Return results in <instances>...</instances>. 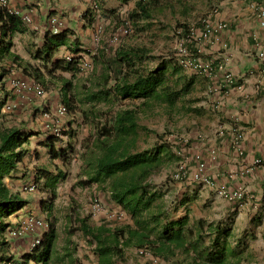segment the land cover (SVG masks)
<instances>
[{"label": "rangeland", "instance_id": "rangeland-1", "mask_svg": "<svg viewBox=\"0 0 264 264\" xmlns=\"http://www.w3.org/2000/svg\"><path fill=\"white\" fill-rule=\"evenodd\" d=\"M253 1L258 0H170L157 6L152 18L133 21L130 13L134 9V1L124 3L120 0H90L92 8L82 12L83 17L88 18L86 26L90 30L87 34L89 41L85 40L84 50L74 55L79 57L81 63L79 71L75 74L57 71L55 75H51L43 63L38 61L31 64L32 67L41 68L45 82L30 78L23 72L24 67L32 71L31 66H28V59L32 55L28 53L26 46L24 56L27 63L20 68L13 66L10 82L6 81L8 78L5 80L9 97L5 99L1 109L0 125L15 126L26 133H30L32 129L40 131L44 122L43 112H53V106L66 104L65 79L73 84V89L66 91L73 109H68L67 114L60 118L64 144L58 140V146L60 148L63 145L61 148H66L72 145L75 151L69 153L68 163L60 159L53 160L49 150L38 153L41 166L35 176L39 170L62 173L64 176L57 180L55 196L50 189H44V177L39 182L36 193L30 194V200H34V204L29 212L47 220L48 233H55V252L50 264H97L95 244L82 230L84 224L91 227L103 224L117 227L134 223L131 215L112 200L106 183H87L93 152H101L96 147L101 126L120 108L139 105L143 101L120 100L111 89L115 81L112 72L109 74V82L104 83L106 62L122 47L143 49L145 57L136 63V67L141 70L152 69L160 61H170L173 57L182 66V71L170 75L171 80L179 75H183L184 80L195 76L192 91L183 96L172 109L167 111L164 108L166 103L165 106L152 104L153 106L145 107L139 114V122L145 128L139 131L137 149H150L166 140L177 156L175 160H168L165 166L156 170L148 179L151 188L160 195L156 203H161L173 219L188 214L189 225L192 227L200 218L205 221L213 219L219 224L223 222V226L232 228L229 241L238 253V256L230 253V259L239 260L241 264H264V221L257 224L246 216V222L239 225L236 223V214L221 215L212 208V204L207 205L200 197L194 198V194L190 195L196 188L192 191L190 184L186 183L193 170L189 168L188 158L194 136L208 139L219 125V94L214 75L186 67L181 61L191 58L204 64L210 63L207 62L209 58L202 48L204 42L198 36L202 29L201 20L215 14L216 10L217 13L221 12L232 3L248 6ZM63 11L68 13L67 10ZM184 26L190 31L184 30ZM127 27L131 28L129 33L125 32ZM192 32L194 38L187 36L189 33L192 35ZM13 80L40 83L45 95L39 96L33 90H14ZM0 98L3 99V95ZM196 155L202 156L198 151L193 156L196 158ZM181 166L185 173L181 178H176ZM191 198L193 199L190 201ZM187 201L190 203L186 205ZM29 212L24 208L20 215L24 217ZM214 235L215 233L212 237ZM31 241V237L9 241L11 246L4 251L0 250V264H7L9 261V264L22 263L21 256L29 250ZM209 241L210 237H206L205 243L208 244ZM140 249L135 246L126 248L124 255L115 264H191L190 256L181 250H177L173 257L163 258L154 256L150 251L141 253ZM3 252L10 260H2Z\"/></svg>", "mask_w": 264, "mask_h": 264}, {"label": "trees", "instance_id": "trees-1", "mask_svg": "<svg viewBox=\"0 0 264 264\" xmlns=\"http://www.w3.org/2000/svg\"><path fill=\"white\" fill-rule=\"evenodd\" d=\"M120 1L124 3L134 1L135 6L130 16L136 21L152 18L154 9L170 0ZM183 28L187 32L190 31L185 26ZM25 30L20 15L12 13L7 7H0V96L3 95V99L0 98V114L5 99L9 97L5 80L12 73V63L21 59L12 51L13 38L16 33H23ZM70 33L69 29H62L57 34L47 31L43 48L36 51V58L44 61V66L51 75H55L57 71L72 74L79 71V57L73 56L71 60L65 58L52 60L54 52L63 45L70 46L74 55L83 51L75 41L70 45ZM187 36H190V33ZM143 52V49L122 47L117 49L115 56L106 62L107 73L104 83L109 82L111 79L109 74L112 72L115 81L111 89L115 95L120 100L142 99L143 101L139 105L122 107L110 115L99 129L96 147H99L101 152L94 151L89 162L91 169L88 171L87 183H106L110 188L112 200L127 211L134 221L132 225L117 227H109L105 224L98 227L86 224L82 226V230L95 244L97 264H115L117 259L124 255L125 249L131 246L145 249L154 256L163 258L173 257L177 250H181L188 257L190 256L191 264H241V261H233L229 256L230 253L238 256L229 241L232 236L230 226H223L222 223L208 224L200 218L192 227L189 225L188 214L173 219L161 203H156L160 195L151 188L148 179L156 170L165 166L168 160H175L177 156L172 150V145L166 140L150 149H137L139 131L145 128L139 122V114L145 107L153 106L152 104L165 106L166 103L164 108L167 111L172 109L183 96L192 91L195 76L184 80V76L179 75L171 80L170 75L182 71V66L173 57L170 61H160L152 69L141 70L136 67V63L137 60L145 57ZM31 68L32 71L24 67L23 72L30 78L45 82L41 68ZM71 89L73 84L65 79V99L70 110L73 107L66 91ZM29 136V133L18 127L0 125V250L2 251L9 246L5 235L10 226L9 216L27 204L20 193H14L8 188L4 177L22 162L26 153L24 145L28 142ZM57 141L56 136L48 138L51 157L68 163L69 153L75 149L72 145L57 148L55 145ZM63 176L62 173L55 174L48 170H39L37 175L46 179L44 189H50L53 196H55L57 180ZM206 237H210L208 244L205 243ZM54 239L55 233L47 231L39 245L21 256L22 263L50 264L55 252ZM239 243L238 241L237 244ZM2 254L3 261L10 260V257H5L4 252Z\"/></svg>", "mask_w": 264, "mask_h": 264}, {"label": "crops", "instance_id": "crops-1", "mask_svg": "<svg viewBox=\"0 0 264 264\" xmlns=\"http://www.w3.org/2000/svg\"><path fill=\"white\" fill-rule=\"evenodd\" d=\"M250 3L248 6L232 3L213 15L214 21L228 23L219 40L211 39L202 46L209 58L207 62L215 67L214 76L219 94V125L208 139L194 136L188 158L189 168L193 170L186 181L192 191L196 188L190 195L194 194V198L200 197L207 205L212 204V208L221 215L236 214V223L239 225L246 222V216L257 224L264 221V73L261 72L256 58L262 28L257 12L252 2ZM93 4L96 5L95 2ZM8 8L18 10L22 17L27 15L30 18V22L24 24L26 30L14 35L12 51L21 59L12 63V66H25L26 46L28 53L32 55L28 59V66L38 61L44 64V61L36 58V51L43 48L46 32H51L52 17L60 18L65 23L63 29L71 31L70 45L75 41L83 49L84 41H89L87 34L90 30L86 26L88 18H84L82 12L92 8L90 0H11ZM90 13L89 11L88 16ZM70 56H74L70 46L63 45L54 52L52 60L67 59ZM227 73L234 75L233 85L224 82ZM10 80L11 76L6 81ZM29 134L30 141L24 145L26 153L22 162L4 177L8 188L14 193H20L27 201L23 208L9 216L10 226L6 234L16 224L17 219L22 217V209L30 211L34 204V200H30V194L36 193L39 182L43 179L35 176L41 166L38 153L49 150L48 138L52 135L42 126L40 131L32 129ZM63 139L64 136L58 138L61 142ZM59 141L55 142L57 148ZM197 151L202 156L196 155L195 158L193 155ZM257 160L261 162L256 164ZM201 164H204L203 168H200ZM33 184L37 185V189L29 191L28 188ZM240 186L247 192L246 197L240 201L230 202L218 194L221 188L233 189ZM189 203L187 201L186 205ZM207 223L218 224V221L209 219ZM262 225L264 232V222Z\"/></svg>", "mask_w": 264, "mask_h": 264}, {"label": "built area", "instance_id": "built-area-1", "mask_svg": "<svg viewBox=\"0 0 264 264\" xmlns=\"http://www.w3.org/2000/svg\"><path fill=\"white\" fill-rule=\"evenodd\" d=\"M11 0H0V7H7ZM238 2H246L248 0H237ZM97 7V4L95 5ZM252 6L255 8L257 12V17L259 21V25L262 28L261 36L259 37V49L256 53V58L260 64L261 72L264 73V0L253 1ZM9 9V8H8ZM10 10V9H9ZM12 13L20 15L18 10H10ZM217 14V10L215 12ZM209 15L204 17L201 20L202 29L199 33V39L202 42H208L211 39H218L221 32L228 27V23L225 21H214L213 15ZM21 16V15H20ZM22 17V16H21ZM24 23L30 22V18L25 15L22 17ZM64 22L58 17H52L50 20L51 33L57 34L59 33L63 27ZM131 31L130 27L125 29L126 33ZM190 38H194V34L189 36ZM188 37V38H189ZM72 56L68 57L67 60H71ZM184 66L191 67L192 69L200 72H205L208 75H213L215 72V67L212 63H202L197 61V59L189 58L186 61H181ZM81 65V63L79 64ZM224 82L228 85H233L235 82V77L231 73H227L224 77ZM12 87L16 90H33L39 96L45 95V90L40 83L35 81L25 82V81H12ZM68 112V107L65 103L58 104L55 111H44L43 112V127L48 133L52 136L61 137L62 136V128L60 127V118L64 117ZM261 161L257 160L255 163L259 164ZM204 164L200 165V168H203ZM184 167L181 166L180 171L175 175L176 178H181L185 171ZM37 189V185H31L28 190L35 191ZM246 189L243 186L228 189L221 188L218 191V194L223 198L230 202H237L246 197ZM49 223L42 217L36 216L34 214H27L24 217H20L17 219L16 224L10 227L7 231L6 238L8 241L12 239H26L32 238L31 244L29 246V250L33 249L37 245L41 243L43 235L48 231ZM141 253H147V250L140 249Z\"/></svg>", "mask_w": 264, "mask_h": 264}]
</instances>
